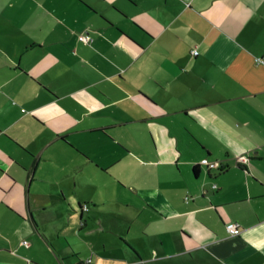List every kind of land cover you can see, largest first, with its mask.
Listing matches in <instances>:
<instances>
[{"label": "crops", "instance_id": "1", "mask_svg": "<svg viewBox=\"0 0 264 264\" xmlns=\"http://www.w3.org/2000/svg\"><path fill=\"white\" fill-rule=\"evenodd\" d=\"M120 1L0 0V264H264V0Z\"/></svg>", "mask_w": 264, "mask_h": 264}, {"label": "built area", "instance_id": "2", "mask_svg": "<svg viewBox=\"0 0 264 264\" xmlns=\"http://www.w3.org/2000/svg\"><path fill=\"white\" fill-rule=\"evenodd\" d=\"M79 39L82 40V41H84V42H86V43H89L91 41L90 36L88 34H85V33L84 34H81L79 36ZM197 54H198L197 51L194 49L192 51V55L193 56H196ZM239 162L244 164V163L247 162V159L240 158L239 159ZM205 164L207 165V168L210 169V170L211 169L212 170H216V169L217 170H221L222 169V164L220 162H216V161L215 162H209L208 161V162H205ZM212 188H215V186H213ZM83 209L86 210V207L84 206ZM225 229L232 236H238L241 233L238 225L235 224V223H228V224H226L225 225ZM25 246L27 247L28 245L25 244Z\"/></svg>", "mask_w": 264, "mask_h": 264}, {"label": "rangeland", "instance_id": "3", "mask_svg": "<svg viewBox=\"0 0 264 264\" xmlns=\"http://www.w3.org/2000/svg\"><path fill=\"white\" fill-rule=\"evenodd\" d=\"M117 2H119V3H121V1L120 0H117ZM113 7H111V9H112ZM115 10H116V8H114Z\"/></svg>", "mask_w": 264, "mask_h": 264}]
</instances>
